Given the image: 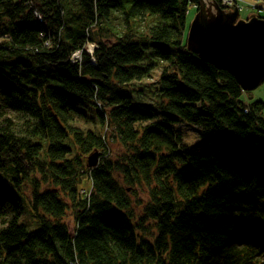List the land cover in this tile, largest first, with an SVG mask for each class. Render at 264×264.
<instances>
[{
  "label": "trees",
  "instance_id": "trees-1",
  "mask_svg": "<svg viewBox=\"0 0 264 264\" xmlns=\"http://www.w3.org/2000/svg\"><path fill=\"white\" fill-rule=\"evenodd\" d=\"M195 4L0 0V264H264V103L186 51Z\"/></svg>",
  "mask_w": 264,
  "mask_h": 264
},
{
  "label": "water",
  "instance_id": "water-1",
  "mask_svg": "<svg viewBox=\"0 0 264 264\" xmlns=\"http://www.w3.org/2000/svg\"><path fill=\"white\" fill-rule=\"evenodd\" d=\"M198 3L188 26L186 50L199 55L202 62L229 73L244 92L264 82V19L250 14L240 19L238 9L224 11L216 0ZM98 153L88 157V167L95 166Z\"/></svg>",
  "mask_w": 264,
  "mask_h": 264
},
{
  "label": "rangeland",
  "instance_id": "rangeland-1",
  "mask_svg": "<svg viewBox=\"0 0 264 264\" xmlns=\"http://www.w3.org/2000/svg\"><path fill=\"white\" fill-rule=\"evenodd\" d=\"M244 1L245 0H242L239 2L244 3ZM244 5L246 6V8H244L242 11L239 12L240 19H246L250 14H253V13L257 14L261 18H264V0H247L246 3H244ZM249 10H252V11H249ZM194 15H195V10L192 6H190L188 10V20H189L188 26L191 20L193 19ZM86 49L88 52H91L92 45H88ZM76 58H78V55L76 56ZM148 87H151V85H149ZM241 99L246 102L261 101L262 103H264V82L252 92L248 93V92L243 91ZM194 136H195L194 131L190 129L188 131V134H186V137H185V142L187 143V145L195 146V143L197 142H193V139L195 138ZM89 186H90L89 182L84 181L81 185V189L83 190H81L80 193L84 196L88 195Z\"/></svg>",
  "mask_w": 264,
  "mask_h": 264
},
{
  "label": "bare ground",
  "instance_id": "bare-ground-1",
  "mask_svg": "<svg viewBox=\"0 0 264 264\" xmlns=\"http://www.w3.org/2000/svg\"><path fill=\"white\" fill-rule=\"evenodd\" d=\"M24 1H30V0H24ZM196 1V0H195ZM240 1H242V0H240ZM246 1L247 0H245L244 1V3H246ZM216 2L218 3V5H219V7L221 8V9H223L224 11H229V10H232V8H234V7H236L237 9H238V14H239V12L240 11H242V7L240 6L242 3H240L238 0H229V2H230V4H232L231 6H223L222 4L224 3V0H216ZM199 4L200 5H203V6H208V4H207V1L206 0H201V1H199ZM37 5V4H36ZM33 8L35 9V10H33L32 11V14H33V16H34V18L37 20V21H39V22H44L43 21V18H42V13H40L39 11H38V9H37V7H35L34 5H33ZM197 8H198V3H197V1H196V4H195V13H196V11H197ZM240 16V15H239ZM191 22H192V20H191ZM184 35H185V39H186V37H187V35H188V28L186 29V30H184ZM49 45V42H46L45 43V46H48ZM88 45H92V44H88ZM87 45V46H88ZM186 48V47H185ZM94 49H95V46L94 45H92V51L91 52H88L87 51V49H86V53L88 54V55H90V56H92V54H93V52H94ZM187 51V50H186ZM187 52H189V51H187ZM189 53H191V52H189ZM80 52H78V51H74V52H72L71 53V55H70V57H69V61H70V63H72V64H75V63H79V61H80ZM192 54H194L200 61H202L201 59H200V57H199V55H197V54H195V53H192ZM78 55V58H76V56ZM94 62V60H92V62L90 61L89 62V64H91V65H94L95 63H93ZM205 63V62H204ZM208 64V63H207ZM209 65H211V64H209ZM212 66V65H211ZM214 67V66H213ZM215 68V67H214ZM216 70H218L217 68H215ZM221 71V70H220ZM143 84V83H142ZM135 85H138V84H135ZM261 85V84H260ZM259 85V86H260ZM258 86V87H259ZM257 87V88H258ZM132 89H134V88H132ZM131 90V89H130ZM255 90V89H254ZM253 90V91H254ZM250 92H252V91H250ZM249 93V92H248ZM142 96H144L143 94H142ZM144 98L142 97V100H143ZM135 101H136V103H137V100L135 99ZM100 114L104 117V112L103 111H101L100 112ZM86 116H87V118H91V116H89L88 115V113H86ZM94 118H95V115H94ZM99 156V154L97 155V157L95 158V162H96V164H95V166L97 165V163H98V157ZM89 162V161H88ZM95 166H92V167H95ZM86 196H88V195H86ZM88 198V197H87Z\"/></svg>",
  "mask_w": 264,
  "mask_h": 264
},
{
  "label": "built area",
  "instance_id": "built-area-1",
  "mask_svg": "<svg viewBox=\"0 0 264 264\" xmlns=\"http://www.w3.org/2000/svg\"><path fill=\"white\" fill-rule=\"evenodd\" d=\"M223 6H231L229 0H224V3L222 4Z\"/></svg>",
  "mask_w": 264,
  "mask_h": 264
}]
</instances>
